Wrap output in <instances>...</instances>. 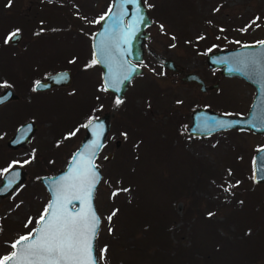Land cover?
<instances>
[{
	"label": "rangeland",
	"instance_id": "374dc122",
	"mask_svg": "<svg viewBox=\"0 0 264 264\" xmlns=\"http://www.w3.org/2000/svg\"><path fill=\"white\" fill-rule=\"evenodd\" d=\"M110 2L0 0V84L10 85L0 91L10 88L17 95L0 105V183L4 169L24 170L22 182L0 196V257L32 232L46 208L48 194L38 177L62 167L87 121L116 105L99 65L92 64V33ZM144 2L152 19L145 50L149 62L139 82L145 87L137 83L126 89L96 158L102 171L95 197L101 217L98 262L133 264L134 244L140 243L141 264H180L193 252L185 255L183 246H198L204 257L199 264H264V183L252 179V156L264 135L238 129L207 136L186 131L195 103L225 114L245 113L253 87L228 76L202 92L160 64L171 58L184 71L212 82L215 75L205 61L209 50L264 39V0ZM16 29L19 42L5 43ZM58 69L71 71L69 86L33 90L36 81ZM133 106L143 108V116ZM28 119L37 123L33 136L23 146L9 147L7 138ZM191 154L203 167L215 169L203 186V171L195 168ZM230 175L239 178L235 186L242 196L232 192ZM219 180L226 186L218 188ZM182 185L186 189L178 193Z\"/></svg>",
	"mask_w": 264,
	"mask_h": 264
},
{
	"label": "water",
	"instance_id": "95a60500",
	"mask_svg": "<svg viewBox=\"0 0 264 264\" xmlns=\"http://www.w3.org/2000/svg\"><path fill=\"white\" fill-rule=\"evenodd\" d=\"M109 9H111L110 13ZM109 9L105 12V14L109 13L107 16L105 14L102 15L105 16V19L99 20V26L93 35V58L97 60V64L101 69L104 88L113 93L116 99H122L132 77L142 71V67L137 62L143 58V42L149 35V32L145 31V28L151 24L152 19L142 0H112ZM20 38L21 32H19V39H14L10 42L16 45ZM260 42L216 48L206 53L207 65L212 68L220 67L221 73L226 76L240 77L253 87L254 94L248 109L245 113L241 114L231 115L208 107H195L191 111V120L186 126L188 134L207 136L218 131L238 129L251 130L254 133L264 135V44ZM164 67L175 69L176 65L171 58H167L164 62ZM124 76H128V79H124ZM113 77H116L119 81L116 86H112ZM184 78L195 80L200 84L202 90L206 89L205 81L198 73L190 71L185 74ZM71 79L72 74L69 69H59L38 80L40 87L37 90L47 89L53 85H67L70 84ZM214 86L211 85V88ZM3 97L7 98L0 100V104L10 98H16L17 95L10 88H6L0 92V98ZM116 105L111 110H107L92 118L90 125L89 121H87L85 132L80 139L79 145L62 167L52 174H44L39 177V181L48 193L47 206L55 199L53 192L55 185L73 175V171L77 167L81 157L85 161L89 159L90 154L86 150V146L89 148L95 146L96 150L94 155H91V162L95 165V172L99 179L92 192L91 205L99 218L100 226L101 217L97 209L95 197L102 177V171L96 158L99 151L105 145L107 137L110 135L111 119L115 115ZM220 120L232 123L223 128L214 127V122ZM36 128L37 123L33 120L23 122L7 139V145L11 148L25 145L33 136ZM118 143L119 141H116V144ZM111 155V152L107 153L106 158H110ZM262 167H264V144L257 147L252 156V179L256 183H264V171H261ZM23 179L24 170L21 167L15 166L10 168L4 174L0 183V195L4 196L10 193ZM9 180L12 181L11 186H8ZM68 194L71 197V195L76 194V190L69 189ZM86 206L85 203L76 200L67 205L68 211L73 215L80 211L81 208H86ZM38 228L39 224L36 223L33 230ZM33 230L31 233H33V238H35L37 233ZM97 233L98 229L92 240L94 264H99L96 247Z\"/></svg>",
	"mask_w": 264,
	"mask_h": 264
},
{
	"label": "snow or ice",
	"instance_id": "6c2138e0",
	"mask_svg": "<svg viewBox=\"0 0 264 264\" xmlns=\"http://www.w3.org/2000/svg\"><path fill=\"white\" fill-rule=\"evenodd\" d=\"M110 12L111 9H109ZM109 13H106L105 16ZM105 16H101L100 20H104ZM19 32V29L12 31L5 37L4 42L9 43L14 39H19ZM125 42L127 41L125 40ZM260 43L264 44V41ZM95 63L97 60L93 59L92 64ZM123 78L128 79V76ZM118 82V79L113 77L112 86H116ZM0 87H10V85L5 81L0 84ZM38 87H40V82L36 81L33 90L36 91ZM6 98L3 97L0 100ZM122 102L119 98L115 101L117 105ZM88 123L90 125L92 120L90 119ZM230 123L232 122L220 120L215 121L213 126L223 128ZM74 134L70 133L69 135ZM86 150L90 154L89 159L85 161L81 157L73 175L53 188L55 199L49 203L38 218L39 228L33 230L37 233L35 238L31 232L20 236L11 244L13 251L0 257V264H94L92 240L99 226V218L92 209L91 197L99 178L95 172V165L91 162V155H94L96 147L86 146ZM3 171L8 172L9 169ZM261 171H264V167ZM11 183L12 181L9 180L8 186H11ZM69 189H75L76 194L69 197ZM116 194L113 193V195ZM73 200L85 203L86 208H81L73 215L67 207ZM209 215L213 214L209 213ZM111 218V216L108 217L109 220ZM31 222L30 218L28 223Z\"/></svg>",
	"mask_w": 264,
	"mask_h": 264
},
{
	"label": "trees",
	"instance_id": "16d2710c",
	"mask_svg": "<svg viewBox=\"0 0 264 264\" xmlns=\"http://www.w3.org/2000/svg\"><path fill=\"white\" fill-rule=\"evenodd\" d=\"M133 108H134V110H137L143 116V108H138V107H134V106H133ZM191 157H192V154H191ZM192 159L194 161L193 165L195 164V168L197 169V167H198L199 170L203 171V176L200 178L201 181L204 178L203 182H202V186L205 184V179L207 177L208 178L215 177L214 176V171H215L214 168H212L209 165H206V167H203L198 162V158L196 159V158L192 157ZM196 164H197V166H196ZM192 171H194L193 167H192ZM223 176L225 177V175H223ZM192 179H194V175L192 176ZM200 179L198 178L197 185H201ZM230 179L232 180V185H234V186L231 185L232 188H234L232 192H236V193H238L240 195L239 189L235 186V185H238L240 183L239 178L238 177L236 178V177L230 175ZM222 180H223V178H222ZM216 185H219L218 188H220V186L221 187H225L226 186L225 182H222L221 180L217 181ZM185 189H186L185 186L182 185L181 188H180V191L178 193H180L182 190H185ZM196 190L197 189H194L193 193H195ZM252 195H254V192H252ZM240 196H242V195H240ZM236 197H237V195L233 198V200H235ZM170 237H172V236H170ZM142 247H143V244H140V243L139 244H134V248H136L137 251H136L135 257L132 260L133 264H141V262L145 259V257L142 255V252H143V251H141V250H143ZM189 249L193 250V252H191ZM181 251H183L182 253H185V255H189L190 252H191V256H189V258L188 257H182V260H179L180 264H199V261H201V259H204V257L202 255V253L200 252V249L198 248V246H194L193 248L192 247L183 246ZM188 251H190V252H188ZM146 258H150V257H146ZM203 262L205 264H207L206 261H203ZM158 264H164V263L161 260V261L158 262Z\"/></svg>",
	"mask_w": 264,
	"mask_h": 264
},
{
	"label": "flooded vegetation",
	"instance_id": "af4514ba",
	"mask_svg": "<svg viewBox=\"0 0 264 264\" xmlns=\"http://www.w3.org/2000/svg\"><path fill=\"white\" fill-rule=\"evenodd\" d=\"M143 1V3L145 4V2H144V0H142ZM111 3V2H110ZM146 6V5H145ZM101 17V16H100ZM99 17V18H100ZM98 25H99V19H98ZM150 26V25H149ZM149 26H147L146 28H145V31H147V32H149L148 31V27ZM97 28H98V26H97ZM96 28V29H97ZM96 29L94 30V32L96 31ZM94 32L92 33V37H91V43H92V39H93V35H94ZM148 38V37H147ZM147 38L144 40V42H143V48H144V51H143V58H142V60L141 61H139V62H137V64L138 65H140L141 67H142V71H141V73L140 74H137V75H135V76H133L132 77V79H131V81H130V83H129V85H136L137 83V85H136V87H145V83L142 85L141 83L139 84V82H141V78L143 77V74L147 71L146 70V67H147V63L149 62L146 58H145V50L147 49ZM92 57H93V53H92ZM167 58H164V59H161V65H162V68H163V70H167V68H164V62H165V60H166ZM205 61H206V57H205ZM176 65V64H175ZM206 65H207V63H206ZM169 69V68H168ZM59 70V69H58ZM172 72H176L177 73V77L180 79V80H182V81H184V82H186V83H188V82H194V83H196L198 86H199V89H200V91H202V92H208L209 90H212V89H214L215 87H218L219 86V83L224 79V78H226V77H228V76H226V75H224V74H222L221 73V70H220V67H215V68H212V67H210L209 65H208V70L209 71H211L212 73H214V75H215V79L212 81V82H207L206 81V77H203L200 73H198V72H196V71H194V72H196V73H198L202 78H203V80L205 81V85H206V89L205 90H202L201 88H200V84L199 83H197L195 80H187V79H185L184 78V76H185V74L186 73H188V72H190V71H192V70H188V71H184V68L182 67V66H179V65H176V68L175 69H170ZM56 71V70H55ZM51 73V72H50ZM136 79V80H135ZM134 81H136V83L134 84L133 82ZM215 84V86L213 87V88H211V85H214ZM221 84V83H220ZM129 85H128V87H129ZM55 86H69L68 84L67 85H53V86H50V87H55ZM34 87V86H33ZM155 87V86H154ZM48 89V88H47ZM2 90H4V89H2ZM38 91H41V90H38ZM1 92V91H0ZM12 100H15V98H13V99H10V100H7V101H5V102H3V104L4 103H6V102H9V101H12ZM204 104H207V103H195L194 105H193V107L191 108V110L193 109V108H195V107H197V106H205ZM2 105V104H1ZM206 106H208V104L206 105ZM191 110H190V112H189V118H190V120H191ZM190 120H189V122H190ZM85 128V127H84ZM15 131V130H14ZM14 131H13V133H14ZM12 133V134H13ZM11 134V135H12ZM10 135V136H11ZM9 136V137H10ZM8 137V138H9ZM7 138V139H8ZM6 142H7V140H6ZM40 177V176H39ZM39 177H38V181H39ZM40 182V181H39ZM1 196V195H0Z\"/></svg>",
	"mask_w": 264,
	"mask_h": 264
}]
</instances>
